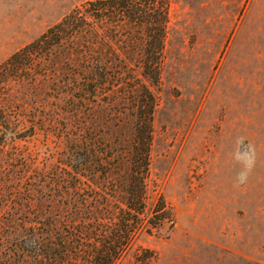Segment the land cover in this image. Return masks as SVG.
<instances>
[{"label":"trees","instance_id":"1","mask_svg":"<svg viewBox=\"0 0 264 264\" xmlns=\"http://www.w3.org/2000/svg\"><path fill=\"white\" fill-rule=\"evenodd\" d=\"M170 5L87 1L0 64V264H118L172 220L163 198L147 206L157 98L146 81L161 80ZM52 98L58 163L7 155L9 138L47 130Z\"/></svg>","mask_w":264,"mask_h":264},{"label":"rangeland","instance_id":"2","mask_svg":"<svg viewBox=\"0 0 264 264\" xmlns=\"http://www.w3.org/2000/svg\"><path fill=\"white\" fill-rule=\"evenodd\" d=\"M87 1L0 0V64ZM146 82L157 98L147 206L163 198L172 220L118 264L136 253L140 264H264V0H171L161 80ZM56 104L43 109L47 130L9 138L7 155L58 163Z\"/></svg>","mask_w":264,"mask_h":264}]
</instances>
